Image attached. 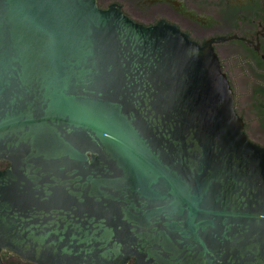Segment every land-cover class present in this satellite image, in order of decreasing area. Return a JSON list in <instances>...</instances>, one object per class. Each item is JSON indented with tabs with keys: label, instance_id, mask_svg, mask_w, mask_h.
Returning a JSON list of instances; mask_svg holds the SVG:
<instances>
[{
	"label": "water",
	"instance_id": "obj_1",
	"mask_svg": "<svg viewBox=\"0 0 264 264\" xmlns=\"http://www.w3.org/2000/svg\"><path fill=\"white\" fill-rule=\"evenodd\" d=\"M119 7L0 0V252L264 264V146L209 43L237 37L199 44Z\"/></svg>",
	"mask_w": 264,
	"mask_h": 264
},
{
	"label": "flooded vegetation",
	"instance_id": "obj_2",
	"mask_svg": "<svg viewBox=\"0 0 264 264\" xmlns=\"http://www.w3.org/2000/svg\"><path fill=\"white\" fill-rule=\"evenodd\" d=\"M96 4L102 9L116 4L128 18L145 26L164 20L199 44L235 35L237 38L209 43L232 88L234 108L243 119L246 134L244 105L256 122L252 129L264 133V0H96ZM256 38L258 51L243 40ZM238 86L248 88L245 103ZM6 166L7 162L0 161V169ZM0 259L3 264H34L6 251L0 252Z\"/></svg>",
	"mask_w": 264,
	"mask_h": 264
},
{
	"label": "rangeland",
	"instance_id": "obj_3",
	"mask_svg": "<svg viewBox=\"0 0 264 264\" xmlns=\"http://www.w3.org/2000/svg\"><path fill=\"white\" fill-rule=\"evenodd\" d=\"M261 80H264V77H262ZM246 84L249 85V82L246 81ZM237 91H238V95L243 98V101L245 103V101H246L245 99L246 98L248 99V96H249V91H248L247 86H246V88H242V89L240 88V86H238V90ZM239 102H240V100H239ZM245 108H247L246 105H244L241 109H242L243 116L247 120V125H248L247 135H248V137L252 141H254V142H256V143H258L260 145L261 144L264 145V133H259L258 131H255V130L252 129L253 123H256V122L253 120V116Z\"/></svg>",
	"mask_w": 264,
	"mask_h": 264
}]
</instances>
